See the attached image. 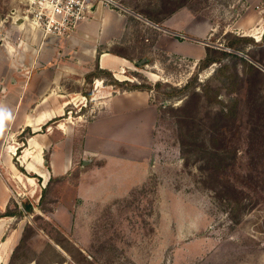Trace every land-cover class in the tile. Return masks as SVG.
<instances>
[{
  "label": "rangeland",
  "instance_id": "rangeland-1",
  "mask_svg": "<svg viewBox=\"0 0 264 264\" xmlns=\"http://www.w3.org/2000/svg\"><path fill=\"white\" fill-rule=\"evenodd\" d=\"M117 2L120 8L107 9L128 21L126 39L117 51L131 60L122 63L121 73L123 82L131 85L118 87L119 91L129 92L132 85L145 87L137 92L148 94L150 105L158 110L150 133L154 143L151 175L132 195L80 212L82 226L65 233L51 216L62 198H69L79 174L71 180H51L38 201L28 196L27 188L9 180L12 160L0 153V180L9 184L12 197L8 211L21 213L27 221L15 249H0L4 264H264V0H186L168 17L161 0ZM28 10V0H0V39L13 23L23 22ZM156 12H162L159 18ZM151 15L158 24L149 20ZM12 37L7 36L10 47L18 46L21 38ZM234 37L259 43L250 42L245 53H235L262 73L256 89L250 86L255 74L246 64L230 61L228 70H220L219 64L203 67L201 63L207 47L223 50ZM8 52L0 47V102L8 88L27 91V83L38 74H45L44 88L54 90L52 62L27 71L15 58L19 52H11L14 59ZM249 54L260 63L251 61ZM144 59L145 64L137 65ZM77 68L74 77L81 84H74L72 90H92L99 101L85 102L81 108L80 100H75L69 113L51 126L74 123L78 150L84 125L98 114L101 99L115 93L106 87L108 78L106 82L89 79L83 85L89 67ZM189 83L191 88L183 91ZM62 84L69 88L68 82ZM40 86L35 84L33 90ZM193 92L199 95L191 97ZM189 101L194 120L183 128L179 110ZM0 119L10 120L1 115ZM212 120L217 124L213 142L209 141ZM111 123L112 129L106 131L111 139L130 132L132 140L139 141L138 132L127 130L129 120L126 131L115 130ZM135 127L148 125L143 119ZM188 129L197 146L191 139L190 145H183L181 135ZM25 138L27 134L19 141L26 142ZM204 138L208 148L200 143ZM204 148L214 152L213 163L202 158ZM16 153L19 158L20 151ZM15 219L10 231L18 229L21 218ZM62 221L70 224L66 218ZM2 238L1 233L0 242Z\"/></svg>",
  "mask_w": 264,
  "mask_h": 264
},
{
  "label": "crops",
  "instance_id": "crops-1",
  "mask_svg": "<svg viewBox=\"0 0 264 264\" xmlns=\"http://www.w3.org/2000/svg\"><path fill=\"white\" fill-rule=\"evenodd\" d=\"M127 25L128 21L123 15L100 6L88 22L82 23L78 30L66 37L45 36L33 25L20 22L17 25L13 23L0 39V47H4L6 52L9 50L11 59H14L10 55L12 51L19 52L15 58L23 62L27 71L53 63L54 90L44 88L43 85L47 83L43 77L45 74H38L27 83V91H19L14 87L12 90L8 88L9 91L7 89L3 94L0 115L10 120L6 123L0 119V153L2 157L12 160L8 169L11 176L9 180L16 187L27 188L28 196L38 201L51 180H71L79 174L78 182L70 192L74 194L73 198L71 195L66 198V193L51 216L52 221L65 233H72L73 228L76 230L82 226L80 212L91 208L100 209L109 206L112 201L132 195L148 180L154 167V143L150 133L157 122L158 110L150 105L145 92H120L118 86L106 85L107 89L114 90L115 95L101 99L98 114L83 127L78 150L75 147L77 127L74 123L65 124L64 127L51 126L54 120L69 113V106L75 100H80L81 108L85 107V102L99 101L92 90H72L74 84H81L74 77L78 71L77 65L89 67L83 76L82 84L85 86L88 85L87 75L97 67L112 73L120 83L125 80L121 75L124 70L122 63L131 60L117 49L123 46V39H126ZM11 34L12 38H21L18 46L10 47L7 36ZM99 50L102 54H99ZM12 67H15L14 64ZM105 79L106 76H101L95 80L104 82ZM62 82H68L69 88L63 86ZM35 84L42 86L33 90ZM143 119L148 127L136 129L135 125ZM126 120H129L130 125L127 130L138 132L139 141H133L130 132H126L129 138L125 133L119 139L114 135L111 139L106 133L107 129H112L111 121L113 128L120 132L121 128L125 129ZM146 133L147 138L144 135ZM24 134H27L26 143L19 141ZM17 151L21 153L19 158ZM149 153L152 155H147ZM9 192V184L0 180V214L9 209L12 198L8 196ZM63 218L70 221L68 226L62 221ZM23 219L17 224L18 229L12 228L11 231L9 229L15 217L0 219V234L3 236L1 250L13 251L21 241L27 223ZM2 254L0 261L3 260L4 264Z\"/></svg>",
  "mask_w": 264,
  "mask_h": 264
},
{
  "label": "trees",
  "instance_id": "trees-1",
  "mask_svg": "<svg viewBox=\"0 0 264 264\" xmlns=\"http://www.w3.org/2000/svg\"><path fill=\"white\" fill-rule=\"evenodd\" d=\"M185 2H186V0H161L160 3L162 5V7L164 8V11H163L164 12V16L168 17V16L173 15L179 9H181L182 7L185 6ZM156 13H157V15L155 14L156 16L155 15H151V16H149V17L147 16V17L153 23L158 24L159 22L154 20L153 16L159 18L158 17V13L162 14V12H156ZM250 42L253 43V45H258L259 44V43H255L254 39H252V38L234 37L233 39H231L229 42H227L225 44L223 50H218V49H214L212 47H207L206 48V57L201 61V63L203 64V67H209V66L214 65V64H219V65H221V69L220 70H228L230 61H236V62L238 61V62H241L242 64H246L248 66L249 70L255 74L254 75L255 79L250 83V86H251V88L256 89V86H258L259 83H260L259 79H258V76H261L262 73L253 64H250V65L247 64V62L244 59H242L241 57H239V56H237L235 54V53H239V54L240 53H245L246 52V45L249 44ZM249 57L251 58V61L260 63L258 60L255 59V57L250 56V54H249ZM226 61H228V63H226ZM96 71H97V73H94V74L90 75V77H87V82H88L89 79H90L89 80L90 82H93L95 79H100L101 78V77H99V75H105V76H107L106 78H108L110 80L108 82V85L123 87V85L130 84V83H126L125 84V82H122V83L118 82L114 78L112 73L102 71L99 67H97ZM233 76L234 75H231L228 78V80L230 81ZM91 79H92V81H91ZM105 82H106V80H105ZM132 86H133V88L129 89V92L138 91V90L139 91H145L144 90L145 87L140 88V87H137V86H134V85H132ZM202 87H204V86H202ZM189 88H191V83L187 84L185 86V88L183 89V91H187V90H189ZM179 93H181V92H179ZM193 94L194 95H192L191 97H195L196 95H199V94H197L195 92H193ZM88 98H90V95L88 96ZM257 102L258 101H256V103ZM190 103H192V102H190V101L187 102L179 110V112L181 111L180 113H182L180 115L181 118H180V122L179 123L181 124V127H183V128H184V126L192 124L193 120H194V118L191 115V112L188 111V110H190V107H191ZM260 106H262V105H260ZM215 120L211 121V127H210L211 134L209 135L210 136L209 141H211V142L215 141L214 130H215L216 126H217ZM190 139H191V141H190ZM181 141L183 142V145L184 144L185 145H190L189 144V141H190V143L192 145L197 146V142L196 141L193 142L192 132L189 129L185 133V135H183V134L181 135ZM24 143H26V142H24ZM200 143L203 145L202 147L208 148V146H207V144H208L207 143V138L202 139L200 141ZM205 148L203 150V152H205V153H204V156L202 158L205 159L207 157L208 158V163L211 164L210 162L213 163L215 161V154L212 151H208V153H207ZM46 160L49 161V158L47 157ZM21 170L24 173V170L23 169H21ZM231 203H233V201H231ZM32 210L33 209L30 208V207L27 209V211H29V212H31ZM1 215H2V217H0V218L13 217V216L14 217L17 216L19 218H23V215L21 213L15 214V213H12L11 211H8V210L5 213L1 214Z\"/></svg>",
  "mask_w": 264,
  "mask_h": 264
},
{
  "label": "built area",
  "instance_id": "built-area-1",
  "mask_svg": "<svg viewBox=\"0 0 264 264\" xmlns=\"http://www.w3.org/2000/svg\"><path fill=\"white\" fill-rule=\"evenodd\" d=\"M28 3V15L23 22L41 29L46 36L58 37L74 33L100 6L120 8L117 0H28Z\"/></svg>",
  "mask_w": 264,
  "mask_h": 264
},
{
  "label": "water",
  "instance_id": "water-1",
  "mask_svg": "<svg viewBox=\"0 0 264 264\" xmlns=\"http://www.w3.org/2000/svg\"><path fill=\"white\" fill-rule=\"evenodd\" d=\"M146 62H147V60H146V59H144L143 61H141V62H138V63H137V65L141 66V65L145 64ZM45 164H47V163H45Z\"/></svg>",
  "mask_w": 264,
  "mask_h": 264
}]
</instances>
